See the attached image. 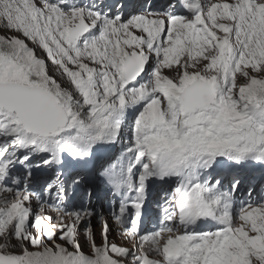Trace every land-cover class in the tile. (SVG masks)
I'll list each match as a JSON object with an SVG mask.
<instances>
[{
    "label": "snow or ice",
    "instance_id": "1",
    "mask_svg": "<svg viewBox=\"0 0 264 264\" xmlns=\"http://www.w3.org/2000/svg\"><path fill=\"white\" fill-rule=\"evenodd\" d=\"M0 264H264V0H0Z\"/></svg>",
    "mask_w": 264,
    "mask_h": 264
},
{
    "label": "rangeland",
    "instance_id": "2",
    "mask_svg": "<svg viewBox=\"0 0 264 264\" xmlns=\"http://www.w3.org/2000/svg\"><path fill=\"white\" fill-rule=\"evenodd\" d=\"M261 192V189L259 187H257L256 193H254V195L259 194ZM97 231H99V229L97 228ZM114 239H117V242H119V239L114 235L113 236ZM86 250V249H85Z\"/></svg>",
    "mask_w": 264,
    "mask_h": 264
}]
</instances>
